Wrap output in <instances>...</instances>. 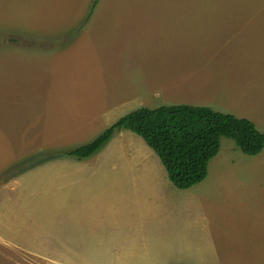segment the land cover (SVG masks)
Segmentation results:
<instances>
[{
	"label": "rangeland",
	"instance_id": "obj_1",
	"mask_svg": "<svg viewBox=\"0 0 264 264\" xmlns=\"http://www.w3.org/2000/svg\"><path fill=\"white\" fill-rule=\"evenodd\" d=\"M94 1L0 0V264H263L245 248L264 150L222 138L187 190L129 131L83 160L59 153L140 107L206 106L264 132V0ZM192 4L221 8L183 37L166 6Z\"/></svg>",
	"mask_w": 264,
	"mask_h": 264
},
{
	"label": "trees",
	"instance_id": "obj_2",
	"mask_svg": "<svg viewBox=\"0 0 264 264\" xmlns=\"http://www.w3.org/2000/svg\"><path fill=\"white\" fill-rule=\"evenodd\" d=\"M122 131L143 140L158 157L168 181L178 190H187L206 179L209 163L217 156L222 138L233 141L247 156H256L264 150V132L258 131L248 119L183 104L137 108L118 118L90 143L61 151L59 155L77 160L89 158L114 133Z\"/></svg>",
	"mask_w": 264,
	"mask_h": 264
},
{
	"label": "crops",
	"instance_id": "obj_3",
	"mask_svg": "<svg viewBox=\"0 0 264 264\" xmlns=\"http://www.w3.org/2000/svg\"><path fill=\"white\" fill-rule=\"evenodd\" d=\"M188 6H180V5H167L166 6V8H168L169 11H173L175 14H177V16H173L171 18L174 21H177V23H178L177 32L179 34H182L183 37L195 35L196 31L198 30V27L190 25V22L192 20H200V14H201V17L203 19H206V20L213 19V15L215 13L219 12V9L221 8V7H216L213 5H195V4H192L189 7ZM183 13H185V14H183ZM168 18H170V17H167L166 19H168ZM197 76L198 75H196V78H197ZM188 77H189V75H182L180 78H179V75H177V76L164 75V78H165L164 81L166 83H175V84L179 83L180 85H185V84H188L187 83ZM200 77H202V80H203L204 76L200 75ZM204 107H206V106H204ZM249 121H251L253 123H257V121H259V120H255V121L249 120ZM153 213L157 217H158V214H161V215H163L162 218H167V217H170V215L173 212L165 211L163 205L160 202H158L156 204L155 211ZM261 220L263 221V225H261L260 227L256 226L255 228H258V230H256L255 228L252 229L253 232L255 233V237L250 240L251 243L248 245V247L245 248V250L247 252H250V253L251 252L257 253V254H259V256H264V213L262 215ZM194 234L197 237L195 239H192V243H196L199 240L198 232H194L193 235ZM238 251L240 252V249H238Z\"/></svg>",
	"mask_w": 264,
	"mask_h": 264
}]
</instances>
